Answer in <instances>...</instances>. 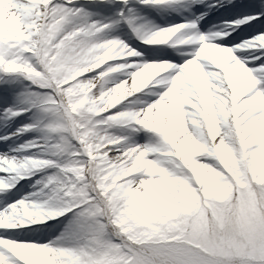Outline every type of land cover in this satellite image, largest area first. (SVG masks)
<instances>
[{
  "label": "snow or ice",
  "instance_id": "6c2138e0",
  "mask_svg": "<svg viewBox=\"0 0 264 264\" xmlns=\"http://www.w3.org/2000/svg\"><path fill=\"white\" fill-rule=\"evenodd\" d=\"M88 3L0 0V264H264V0Z\"/></svg>",
  "mask_w": 264,
  "mask_h": 264
},
{
  "label": "rangeland",
  "instance_id": "374dc122",
  "mask_svg": "<svg viewBox=\"0 0 264 264\" xmlns=\"http://www.w3.org/2000/svg\"><path fill=\"white\" fill-rule=\"evenodd\" d=\"M80 1L83 2V0H80ZM85 2H86V0H85ZM81 4H83V5L87 6V7H91L90 4H85V3H81ZM237 42H239V40ZM109 51H111V50H109ZM107 55L108 54L105 53L106 57H107ZM12 103H13L12 96L5 89L0 88V110H2L4 107H6V106H8V105H10ZM28 122H29L28 117L25 116V117H22V118H18L17 120L9 122L7 124L2 123V122H0V124H2L4 127H8L6 132L9 134V133L15 132L16 129L18 127H20V125L28 123ZM36 135H38V133L36 131L25 133L22 136H19V137L11 139L9 141L10 143H8L7 146L8 145L9 146H15L17 144H23L26 141L31 140L32 137H34ZM0 150H6V149L1 148ZM21 183H25V182L22 181Z\"/></svg>",
  "mask_w": 264,
  "mask_h": 264
},
{
  "label": "bare ground",
  "instance_id": "6f19581e",
  "mask_svg": "<svg viewBox=\"0 0 264 264\" xmlns=\"http://www.w3.org/2000/svg\"><path fill=\"white\" fill-rule=\"evenodd\" d=\"M3 143H5L4 144V146H2V144H0V149L1 148H3V149H6V147H7V143H10L9 141H6V142H3ZM9 146V145H8ZM25 187H27L26 185H25Z\"/></svg>",
  "mask_w": 264,
  "mask_h": 264
}]
</instances>
